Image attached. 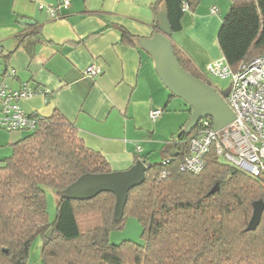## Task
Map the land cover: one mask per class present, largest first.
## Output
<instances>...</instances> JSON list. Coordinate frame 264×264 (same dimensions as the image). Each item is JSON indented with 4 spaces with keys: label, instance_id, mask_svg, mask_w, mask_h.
<instances>
[{
    "label": "trees",
    "instance_id": "1",
    "mask_svg": "<svg viewBox=\"0 0 264 264\" xmlns=\"http://www.w3.org/2000/svg\"><path fill=\"white\" fill-rule=\"evenodd\" d=\"M164 1L172 35L179 33L182 4L190 10L199 0ZM36 35L33 31L21 36L19 44L34 43ZM217 44L232 72L263 55L264 0H232ZM172 46L184 70L211 84ZM28 116L36 119L35 128L0 161V264H27L37 237L38 264H264V209L257 227L247 230L253 204L260 200L264 205V176L253 177L222 163L214 146L204 157L202 172H181L179 165L199 126L189 135L181 128L166 142L164 158L149 165L145 182L129 191L123 217L116 222L111 193L87 201L60 197L84 174L112 172L105 158L87 148L59 112L46 118ZM139 159L136 155L135 163ZM214 187L217 191L209 194ZM46 189L56 197L53 221ZM126 217L139 221L142 242L111 244V231L121 229Z\"/></svg>",
    "mask_w": 264,
    "mask_h": 264
},
{
    "label": "crops",
    "instance_id": "2",
    "mask_svg": "<svg viewBox=\"0 0 264 264\" xmlns=\"http://www.w3.org/2000/svg\"><path fill=\"white\" fill-rule=\"evenodd\" d=\"M161 1L71 0L52 17L48 8L59 0H0V78L10 91L26 86L33 92L19 100L26 115L62 114L112 171L129 169L136 155L147 166L161 162L173 136L168 139L170 118L164 114L171 95L151 58L137 46L157 31ZM231 4L232 0H199L185 12L182 30L171 36L172 44L204 77L209 76L208 64L223 59L217 35ZM24 19L32 24H19ZM33 31L34 43L19 44L21 36ZM91 64L101 73L84 78ZM156 109L164 111L153 121L149 114ZM20 138L0 133V161ZM175 155L172 150L170 156ZM154 156L158 158L152 163ZM37 256L33 253L27 264H37Z\"/></svg>",
    "mask_w": 264,
    "mask_h": 264
},
{
    "label": "built area",
    "instance_id": "3",
    "mask_svg": "<svg viewBox=\"0 0 264 264\" xmlns=\"http://www.w3.org/2000/svg\"><path fill=\"white\" fill-rule=\"evenodd\" d=\"M71 0H59L55 7L48 8L54 17L57 9H67ZM186 12L188 5L182 4ZM211 8V13H216ZM205 72L211 77L229 79V93L224 99L233 112L234 121L224 129L215 132L210 118L202 119L199 133L189 142V153L179 165L181 172L199 174L204 169V157L214 146L216 154L230 165L257 177L264 176V54L249 62L242 63L232 72L224 59L206 66ZM14 71H11L13 74ZM101 70L91 64L82 73L84 78H94ZM33 92L26 86L19 91H10L0 78V129L11 132L33 130L36 119L26 115L19 106V100L31 97ZM162 114L161 109L150 112L151 120ZM166 174L163 171L161 177Z\"/></svg>",
    "mask_w": 264,
    "mask_h": 264
},
{
    "label": "water",
    "instance_id": "4",
    "mask_svg": "<svg viewBox=\"0 0 264 264\" xmlns=\"http://www.w3.org/2000/svg\"><path fill=\"white\" fill-rule=\"evenodd\" d=\"M165 1L159 3L156 11L157 31L148 39H140L137 46L152 60L155 73L169 94L184 102L190 109V115L183 127V132L189 135L202 119L210 118L213 130L218 132L230 125L235 116L225 102L229 87L217 89L209 83L193 77L179 64L172 46L171 27L167 20ZM25 26L32 24L28 20H19ZM148 166L137 161L125 171H112L106 174H84L60 193L62 199L87 201L102 193H111L115 197L113 219L118 222L123 217L124 206L131 189L145 182ZM217 191L211 189L209 194ZM264 209L262 201L253 204V212L247 230H254L260 222ZM53 229L45 234L48 238Z\"/></svg>",
    "mask_w": 264,
    "mask_h": 264
},
{
    "label": "rangeland",
    "instance_id": "5",
    "mask_svg": "<svg viewBox=\"0 0 264 264\" xmlns=\"http://www.w3.org/2000/svg\"><path fill=\"white\" fill-rule=\"evenodd\" d=\"M208 82L211 83L212 86H214L217 89H225L229 86L230 81L229 79L226 80H220L214 77L208 76ZM169 95V93H168ZM164 114L167 116V118H170L168 121V125H170L169 129H166L168 132L167 134L168 139L171 137V134L175 135L181 128L184 127L185 123L187 122L189 118L188 113V106L184 104L183 101L173 98L167 108L164 111ZM0 133L8 136H12L15 139L17 137H23L27 136L29 132L27 130H17V131H5L0 129ZM11 154V147H8L6 150V154L2 157H8ZM158 157L154 156L151 159L152 163L157 159ZM3 159V158H2ZM221 162L224 164H228V162L224 159H221ZM46 196V203H47V213L49 216V220L53 221L55 218V211H56V197L54 193L50 189H46L45 191ZM141 225L139 221L134 217H126L124 220L123 227L119 230H113L111 231L109 235V242L111 244H121L124 241H132L134 243H141ZM38 238H35L31 244L30 249V257L33 253L36 254V260H39L40 252H41V244L39 245L40 249H38ZM38 264V262H37Z\"/></svg>",
    "mask_w": 264,
    "mask_h": 264
}]
</instances>
